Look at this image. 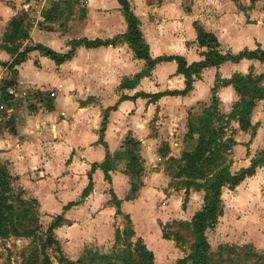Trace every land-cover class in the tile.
<instances>
[{"label":"crops","instance_id":"0c3cea01","mask_svg":"<svg viewBox=\"0 0 264 264\" xmlns=\"http://www.w3.org/2000/svg\"><path fill=\"white\" fill-rule=\"evenodd\" d=\"M45 1L0 0V43L10 34V22L20 14L22 19L15 44L0 46V78L7 75L12 59L3 47L14 46L17 52L31 48L25 61L10 69L15 70L16 87L55 95L48 111L29 114L19 109L13 133L3 131L4 140L0 135V163L7 161L9 175L17 178L26 197L35 200L43 221L61 218L52 237L66 260L74 261L83 250L112 239L114 198L153 264H173L181 251L162 238L161 226L171 220L189 222L204 197L202 190L192 189L185 196L178 185L181 179L175 178L172 161L192 151L197 138L194 133L187 138V124L212 100L216 112L224 120L229 117L239 101L229 84L233 76L260 78L256 85L264 91V59L242 57L204 68L192 77L185 94H173L184 89V78L173 61L155 64L132 88H121V82L131 81L146 65L122 39L127 26L118 0H72L74 8L62 26L52 16L65 4L47 0L44 6ZM125 1L150 59L180 57L187 66L202 61L205 49L195 42L196 29L214 36L221 56L264 52V0ZM52 4L56 11L43 19ZM81 40L111 43L75 47L58 65L32 49L40 46L61 57ZM153 95L160 96L152 100ZM86 99L90 100L80 105ZM228 129L234 142L227 152L233 174L264 154V99L253 102L245 130L235 119L228 121ZM128 138L138 143L143 168L132 194V178L122 157ZM105 158L107 178L99 168ZM229 191L236 201L241 195L240 204L235 203L240 208L235 214L231 210L230 220L242 223L240 227L236 223L231 234L238 230L247 245L264 254V162ZM222 217L221 208L215 227Z\"/></svg>","mask_w":264,"mask_h":264},{"label":"trees","instance_id":"16d2710c","mask_svg":"<svg viewBox=\"0 0 264 264\" xmlns=\"http://www.w3.org/2000/svg\"><path fill=\"white\" fill-rule=\"evenodd\" d=\"M121 7L125 23L127 26L126 33L122 36L132 49L135 58L141 59L145 62L146 70L142 71L139 75L135 76L131 81L124 80L121 82V88H132L136 80L149 72V70L157 63L173 61L176 64V72L184 78V89L180 93L173 94H185L191 88L192 77H196L200 71L208 67H217L224 61L235 62L242 57H255L264 59V52L259 53H242L237 56L225 55L221 56L218 52V44L213 35L205 33L199 29H196L195 42L200 48H204L205 51L202 53L203 60L187 66L182 58L180 57H163L150 59L147 54L146 46L140 40V33L137 29V20L129 11L128 4L125 0H118ZM56 11V7L53 4L50 9L43 13V19H49L50 15ZM22 19L12 20L10 22V34L4 35V42L14 41L17 37L20 22ZM116 40V39H115ZM111 43L101 42L99 40L86 41L81 40L71 45V51L67 52L61 57L56 56L53 52L46 48L35 46L33 50H37L42 56L49 58L55 64L69 59L73 49L78 46H84L85 48H96L101 45H108ZM5 48V51L12 57L10 63L7 65L10 69L18 66L26 59V54L31 51V48L24 49L17 52V48ZM260 78L233 76L229 84H231L237 95L239 101L233 106L229 117L224 120L223 116H220L216 112L215 101H211V106L202 112L194 122L187 124V138L192 139V134H197L195 140V146L190 152L181 153L177 161H172L177 169L175 174L176 179H181L178 183L181 189H184V195L188 194L190 189L202 190L204 192L203 203L199 211H197L189 222L178 221L175 222L180 227L188 230L193 238V242L190 248V253L184 258L177 259L174 264H264V254L256 253L255 250L249 246L237 247L233 245H220L214 252H209L208 244L205 240L204 233L208 230H212L217 224L218 218L221 216V188L227 187L233 189L245 178L250 177L254 173V169L264 162V154H259L260 159H253L250 162L249 167L241 169L236 173L230 174L228 167L224 165L225 157L230 147L234 144L231 138V131L229 135L225 136V132L228 127V121L235 119L238 122V126L241 130H245L248 127V116L253 106V102L257 99H264L263 89L257 87L256 83ZM160 95L150 96L152 100H155ZM126 96H121L120 99H127ZM212 117L214 119L212 120ZM105 118V115H104ZM219 123L218 126H214ZM8 128L11 129L10 121L7 124ZM99 142H101V136H99ZM138 143L131 138L125 140L123 156L126 160V173L131 178L139 177L142 166L141 160L137 154ZM108 158H105V162L100 165L102 172L106 175V166ZM95 166H91L93 169ZM13 179L7 172L3 165H0V239H4L8 235L20 237H30L31 233L28 229H24L22 233H18V227L22 224H14L13 216L18 218H25L26 212L19 210L18 206L24 205L29 209L30 204L26 203L25 200L15 197L12 189ZM200 183V184H199ZM138 183L134 185L131 183L130 193H134L137 189ZM90 190V184L83 191L87 193ZM13 201H17V207H14ZM31 201L35 203V200ZM113 201L114 198H113ZM115 214H119L118 202L115 201ZM184 205V201H183ZM18 210V211H17ZM126 224L130 227V223L127 217H124ZM61 218L57 217L55 221L49 225L47 234L52 236V230L59 225ZM122 234L132 237L133 231L130 229L125 230ZM119 235V232H115V239ZM161 236L163 239L171 240L173 243L178 245L179 236L169 235L165 233L164 228L161 227ZM52 239V238H51ZM133 256L137 260V264H153L152 255L146 250L141 240L137 238L134 245L133 252L126 251L119 257L113 256L108 257L102 254L86 252L76 264H92L101 261L103 264H112V260L115 259L119 264H134ZM68 264L71 261L63 258ZM43 264H46L45 260Z\"/></svg>","mask_w":264,"mask_h":264},{"label":"rangeland","instance_id":"374dc122","mask_svg":"<svg viewBox=\"0 0 264 264\" xmlns=\"http://www.w3.org/2000/svg\"><path fill=\"white\" fill-rule=\"evenodd\" d=\"M54 3L61 2V4H65V6L61 7L63 11H60L58 15L54 14L57 18V25L62 26L65 23V19L67 15L71 12L72 8H74V4L72 0H52ZM47 5V0L45 1L44 6ZM45 8V7H43ZM80 8L79 5L77 7ZM80 10V9H79ZM21 19V14L17 15L13 20ZM14 41L9 42L8 44H15ZM2 38V42L0 46H6L4 44ZM3 44V45H2ZM12 44V45H13ZM9 47V48H13ZM16 48V47H15ZM27 49V48H26ZM24 50V49H22ZM15 70L10 71V68L7 67V75L4 78H0V135L1 138L4 140L3 131H7L9 133H13L12 126L11 129L8 128L7 124L10 121L11 125L14 119L18 116V111L20 108H24L27 113H35L38 109H43L48 111L52 109L53 100L55 95L53 92H46L40 90H30V89H19L15 85ZM87 100V99H86ZM84 102H79L80 105L87 103L90 99ZM103 117V113H102ZM214 117H212V120ZM196 120V119H195ZM194 122V121H193ZM215 124V122H214ZM219 123H216L214 126H218ZM229 135V129L225 132V136ZM255 156L256 160L260 159L261 157ZM224 165L229 169V157L228 154L224 155ZM109 164V161H107ZM0 165H3L7 170V161H2ZM142 165V163H141ZM143 170V168H142ZM229 171V170H228ZM8 172V171H7ZM142 173V171H141ZM9 174V173H8ZM12 177V176H11ZM17 180V178L12 177ZM12 182V189L13 194L15 197L21 198L26 201V203L30 204L29 209L24 205L18 206L19 210H24L26 212L25 218H18L13 216L14 224L20 223L22 224L21 227H18V233H22L24 229H28L31 233L30 237L27 236H12L8 235L4 239H0V264H43L45 260L46 264H68L63 258L58 243L53 239V237L47 234V229L50 224H52L55 219L58 217H53L51 220L43 221V216L38 209V205L31 201V198L26 197L24 195V190L17 185L16 183ZM137 177H132V183L136 185L138 183ZM200 184V183H199ZM225 187L222 190V204L221 208L223 210V217L214 229L208 230L204 233L205 240L208 244L209 252H214L216 248L220 245H233L237 247H244L246 246V239L244 236H239V231H234V234H231V229L235 228V224L240 227L242 221H235L230 220L231 210L235 214V209L240 208L238 205L236 207L235 203L240 204L239 197L237 196V201L235 196ZM33 200V199H32ZM111 201H113L111 199ZM115 201H113L114 203ZM14 207H17V201H13ZM18 211V210H17ZM47 220V219H46ZM175 222L176 220H171L165 222L164 225L161 227L164 228L165 233L173 234L179 236V242L177 248L181 251L180 258H184L190 253V248L193 242V238L188 232V230L180 227ZM113 227V236L112 239L108 242H105L101 247L96 248H87L83 250L81 255L74 261H71V264H76L78 260L84 256L86 252L102 254L108 257H119L122 253L126 251L133 252L134 245L138 237L133 235L132 237L122 234L125 230H130L131 228L126 224L124 217L120 214H115L114 221L112 222ZM232 223V224H231ZM132 230V229H131ZM118 231L119 235H117L115 239V232ZM52 238V239H51ZM256 253H260L256 251ZM179 258V259H180ZM134 264H137V260L135 256H133ZM177 260V259H176ZM174 261V263L176 262ZM173 263V264H174ZM92 264H103V262L98 261ZM112 264H119L118 261L115 259V262L112 260Z\"/></svg>","mask_w":264,"mask_h":264},{"label":"built area","instance_id":"2783aa9c","mask_svg":"<svg viewBox=\"0 0 264 264\" xmlns=\"http://www.w3.org/2000/svg\"><path fill=\"white\" fill-rule=\"evenodd\" d=\"M36 1H40V0H36Z\"/></svg>","mask_w":264,"mask_h":264}]
</instances>
